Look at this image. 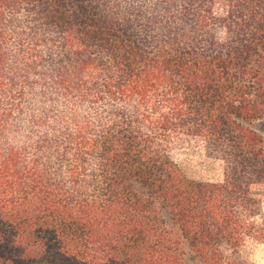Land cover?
<instances>
[{
    "label": "trees",
    "instance_id": "trees-1",
    "mask_svg": "<svg viewBox=\"0 0 264 264\" xmlns=\"http://www.w3.org/2000/svg\"><path fill=\"white\" fill-rule=\"evenodd\" d=\"M107 2L0 0V264H250L264 0Z\"/></svg>",
    "mask_w": 264,
    "mask_h": 264
},
{
    "label": "rangeland",
    "instance_id": "rangeland-1",
    "mask_svg": "<svg viewBox=\"0 0 264 264\" xmlns=\"http://www.w3.org/2000/svg\"><path fill=\"white\" fill-rule=\"evenodd\" d=\"M177 160L183 172L190 178L197 180L221 181L223 176L222 163L209 156L204 149L195 144H182L175 149ZM262 214L264 217V192L261 193ZM240 255L247 260V251L241 248Z\"/></svg>",
    "mask_w": 264,
    "mask_h": 264
},
{
    "label": "clouds",
    "instance_id": "clouds-1",
    "mask_svg": "<svg viewBox=\"0 0 264 264\" xmlns=\"http://www.w3.org/2000/svg\"><path fill=\"white\" fill-rule=\"evenodd\" d=\"M104 10L109 16H113L121 10V5L117 0H108L104 5ZM242 246L243 250L247 251L251 264H264V241L246 236Z\"/></svg>",
    "mask_w": 264,
    "mask_h": 264
}]
</instances>
